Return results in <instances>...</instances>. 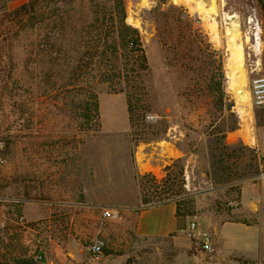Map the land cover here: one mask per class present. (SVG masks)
<instances>
[{
    "label": "rangeland",
    "instance_id": "obj_1",
    "mask_svg": "<svg viewBox=\"0 0 264 264\" xmlns=\"http://www.w3.org/2000/svg\"><path fill=\"white\" fill-rule=\"evenodd\" d=\"M29 1L0 0V259L206 261L210 252L180 250L170 238H140L121 212L102 221V211L139 197L141 208L175 201L192 217L241 219L240 184L254 180L258 158L238 130H248L246 140L256 131L264 135V110L252 106L250 95L251 80L264 74L259 1L123 0L127 22L141 36L145 71L131 51L104 50L116 15L108 0H33L36 11L22 24L14 10ZM199 4L211 11L202 23L194 14ZM234 14L246 18L240 30L225 23ZM211 19L218 37L209 31ZM233 36L244 53V110L229 84ZM106 65L114 70L106 74ZM55 192L60 201L83 205L52 207L37 221L23 218V199L36 201L38 211ZM100 225L108 235H94ZM97 238L107 243L100 256L89 251ZM250 257L264 258V250Z\"/></svg>",
    "mask_w": 264,
    "mask_h": 264
},
{
    "label": "crops",
    "instance_id": "obj_2",
    "mask_svg": "<svg viewBox=\"0 0 264 264\" xmlns=\"http://www.w3.org/2000/svg\"><path fill=\"white\" fill-rule=\"evenodd\" d=\"M242 129L238 130L239 139L255 151L257 158H264V135L262 133L258 135L256 131L254 139L246 140L249 132L248 130L244 132ZM241 132L243 133L240 134ZM59 194L60 192H55L54 200L40 201L43 208H39L38 211L32 206L36 201L23 199L22 207L25 214L23 218L28 222L37 221L46 218L51 213L52 207L67 205L78 209L83 205L78 202L60 201L57 198ZM139 200L137 197L136 202L131 206L121 205L119 212L126 222L134 224V232L140 238H170L178 249L184 251L195 249L201 254L205 251L200 250L187 233L188 223L195 220L201 230L210 231L213 236V251L205 252L208 254L207 260L200 264H255L264 260V258L250 257L251 252L264 250V181L254 179L240 184V207L236 209L239 211L240 221H219L211 212L184 217L178 214V205L175 201L141 208L138 206ZM86 206L91 205L86 204ZM85 211L87 215L90 210ZM94 235L104 237L108 235V230L100 225ZM79 261L77 259V262Z\"/></svg>",
    "mask_w": 264,
    "mask_h": 264
},
{
    "label": "trees",
    "instance_id": "obj_3",
    "mask_svg": "<svg viewBox=\"0 0 264 264\" xmlns=\"http://www.w3.org/2000/svg\"><path fill=\"white\" fill-rule=\"evenodd\" d=\"M108 1L112 4V8L116 11V15L115 17H113L114 20V23L112 24L113 30L112 31L108 30L109 34H106L105 38H102L103 39L102 46L106 47L104 50L112 49L114 46L116 47L117 45L118 46L117 49H123L124 51L127 52L131 51V54L136 55L138 57L139 63L137 69L141 71H145L148 68L147 57L143 48L141 36L138 29L129 25L127 22V13H126L124 1L123 0H108ZM258 1L264 12V0H258ZM29 10L36 11L33 0H30L29 2L22 4L16 10H14V12L18 14V17H20V23L22 24L25 23L26 21L25 16L29 12ZM97 19L99 20V16L97 17ZM111 68L112 70H114L111 65H106L105 73L108 74ZM123 76L126 77L123 78V80H125L129 78V73L125 72L124 70ZM94 108L97 112L96 97H94ZM178 214L184 217L193 216V214H191L190 212L181 210L180 205H178ZM236 221H240V219H236ZM239 261L244 263H249V261H243V260H239ZM0 264H38V263L35 262L33 259L14 258L12 260L0 259Z\"/></svg>",
    "mask_w": 264,
    "mask_h": 264
},
{
    "label": "built area",
    "instance_id": "obj_4",
    "mask_svg": "<svg viewBox=\"0 0 264 264\" xmlns=\"http://www.w3.org/2000/svg\"><path fill=\"white\" fill-rule=\"evenodd\" d=\"M250 95L252 98V106L256 109L264 110V74L255 76L250 83ZM245 132V131H244ZM252 132V131H251ZM241 132L240 134H242ZM255 138V134L252 135ZM252 138V139H254ZM5 164V161L0 158V167ZM257 181H264V158L257 160V173L254 176ZM119 215L118 209L103 208L102 220ZM187 233L195 242V245L202 251H213V236L210 231L201 230L195 220H192L187 225ZM107 243L103 238L93 240L89 246V251L95 255L103 254Z\"/></svg>",
    "mask_w": 264,
    "mask_h": 264
},
{
    "label": "bare ground",
    "instance_id": "obj_5",
    "mask_svg": "<svg viewBox=\"0 0 264 264\" xmlns=\"http://www.w3.org/2000/svg\"><path fill=\"white\" fill-rule=\"evenodd\" d=\"M175 1L177 3H189V5L191 4L190 3L191 0H175ZM208 12H211V11L205 9L203 6H201V4H199L196 7V10L194 11L197 22L202 23V22H204V20L209 19L210 15ZM211 21L212 22H210L208 25L209 29H210L209 31L215 37H218L217 22L213 19H211ZM235 35H236V33H235ZM237 37H238V35H237ZM232 41H233V47H231V61L228 64V66H229V72H228L229 84L231 87H233L235 89V92L237 93L239 106L242 108V110H244V108L248 105V93L244 89V87H242V84L245 85V77H244L245 70H244V63L242 62L244 53H243V49H242L241 45H239L237 48L234 46V44H235V37L234 36L232 37ZM236 44H238V43H236ZM259 44H260L259 38H258V35L256 34V45H259Z\"/></svg>",
    "mask_w": 264,
    "mask_h": 264
},
{
    "label": "water",
    "instance_id": "obj_6",
    "mask_svg": "<svg viewBox=\"0 0 264 264\" xmlns=\"http://www.w3.org/2000/svg\"><path fill=\"white\" fill-rule=\"evenodd\" d=\"M215 1L216 0H202V2L207 6H209L212 2H215ZM245 20H246V18L244 16L240 17V16L234 14V15H229L226 18L225 23L229 29L240 30L242 27V23Z\"/></svg>",
    "mask_w": 264,
    "mask_h": 264
}]
</instances>
